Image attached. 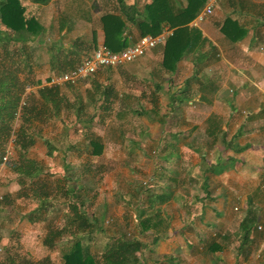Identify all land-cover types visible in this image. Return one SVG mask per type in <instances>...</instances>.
<instances>
[{
    "label": "crops",
    "instance_id": "1",
    "mask_svg": "<svg viewBox=\"0 0 264 264\" xmlns=\"http://www.w3.org/2000/svg\"><path fill=\"white\" fill-rule=\"evenodd\" d=\"M69 1H75L78 7L83 3L89 8L100 6L104 11L108 4L116 3L114 0ZM147 1L125 0L127 4L137 3V7ZM22 2L34 4L30 0ZM66 4L60 11L69 10ZM186 4L187 0H178L176 5ZM114 13L121 14L120 7ZM64 15L56 19V28L63 34L59 37L68 35L74 40L66 43L59 40V45L68 47L77 43L81 37L80 26L87 32L82 33L84 36H92L93 43V39L97 44L104 43L99 17L90 29L92 16ZM225 17L239 21L246 28L242 38L230 41L222 33L217 22ZM196 28L204 44L200 40L198 47L184 54L173 71L165 70L161 64L164 43L151 48L143 55L147 58L142 66L146 75L135 92L125 95L137 101V108L133 109L141 115L142 123L141 127L136 125L137 128L131 129L133 136L126 137L127 154L134 155L138 164L147 163L146 175L152 185L151 194L137 193L139 200L130 208V224L136 235L140 220L151 228L141 234L147 236L142 242L152 246L150 253L141 258L149 264H264V251L261 255L255 254L259 246H264V230H257L264 229V0H221ZM124 33H128L130 44L141 36L131 22L127 23ZM132 62L121 66L130 68ZM132 64L134 67L136 62ZM99 70L100 83L113 85L112 81H120L111 79L107 67ZM133 75L127 79H133ZM92 79L79 82L89 85ZM100 117L99 112L97 120ZM77 124L79 127L72 129L73 136L83 139V135H77L80 130ZM65 130L64 138H68L64 140L65 145L54 144L56 150L51 154V164L57 172H48L47 178L53 174L63 180L60 176L64 173L63 165L75 164L72 151L76 148L70 144L76 141L70 138V127L66 126ZM60 142L63 143L61 138ZM154 150L157 160L151 157ZM28 156L43 165V178L50 170L49 164L34 154L28 153ZM124 162L134 172L130 163ZM81 174L87 177L84 171ZM14 189H18L17 184ZM21 194L19 199L25 196ZM121 196L129 198L124 193ZM18 210L21 216L15 226L27 223L24 234L32 232L35 237L38 224L45 221L28 219L34 207L23 210L18 207ZM38 212V216L46 219L45 210ZM248 214L256 223L247 251L240 253L237 251L241 239L239 225ZM44 223L40 227L46 230ZM156 233L161 237L154 242Z\"/></svg>",
    "mask_w": 264,
    "mask_h": 264
},
{
    "label": "trees",
    "instance_id": "2",
    "mask_svg": "<svg viewBox=\"0 0 264 264\" xmlns=\"http://www.w3.org/2000/svg\"><path fill=\"white\" fill-rule=\"evenodd\" d=\"M30 1L36 4H44L49 0ZM114 1L119 5L121 14L107 11L100 15V23L104 31L103 42L112 51H119L130 44L128 33H124L128 22L137 27L141 36L156 35L164 25L173 28V33L165 40L162 51L161 64L168 71H173L176 63L184 54L193 51L194 46L198 47L200 40L201 44H204L199 30L195 26H190L189 23L201 11L206 0H187L186 5H176L178 0H149L141 7H137V3L127 4L125 0ZM29 12L27 5L23 4L22 0H0V163L7 150L18 152L22 157V164L18 162L16 167L10 168L12 173L16 174L15 182L18 189L22 185L25 189L23 192L27 191L25 192V196H27V193L29 194L33 190L38 191L37 188L40 187L41 192L35 198H31L35 202V206L34 210L27 215L30 221H35V219L46 221V219L43 220L38 216V210H45L48 215L53 210L50 207H54L57 203L62 206L60 208L62 217L64 216L62 227L54 228L52 224H46L47 231L43 239L44 245L50 249L56 244L59 246L62 264H139L142 258L141 251L144 250L142 248L145 244L136 236L127 235L125 231H120L112 236L109 235L99 254L90 251L87 246L82 244L84 237L90 239L94 232L103 233V227L96 221L95 216L88 215L83 207L80 208V203L86 204L88 198L83 199L81 196L77 204L73 202L74 198L79 199V194H81L79 191L80 184L77 183L76 177L65 173L64 178L68 180V184L62 193L65 198L59 200L56 199L57 197L55 198V195H50L52 187L42 185L45 184L42 179H35L41 178L44 167L39 161L28 156L29 149L39 136L33 131V123L35 121L45 123L52 119H59V111L64 106L69 109L75 108V121L80 124V130L76 133L80 136L83 135L82 142H74L70 144V147L76 149L83 147L86 153L97 156L101 154L104 146L100 136L92 130L96 124L93 121L98 119V111L90 114L87 110L84 112V104L81 100H77L75 103L68 101L66 96L61 93L60 88L62 86L39 87L36 93H33L32 96L29 95L30 97H27L21 104L25 87L30 84L37 85L39 81H34L29 75L20 79L7 71L9 70L7 65L14 66V69L18 70L20 67L17 60L22 66L23 62L26 61L23 56H25V50L28 51L27 47H30L31 44L40 43L39 38L48 31L40 23L38 16ZM217 25H220V30L230 41L242 38L247 31L239 21L230 17H225L223 21L217 22ZM93 40L97 44L96 39ZM54 48L61 51V49H65V46L63 43L60 45L58 43ZM73 53V50H70L65 52L62 58L56 57L58 58L56 65L52 63L53 67H57L56 71H67L81 63L82 60H78L77 63L76 59H70V55ZM27 56L32 58L31 54ZM16 57H20V59ZM24 65L30 67L27 62ZM109 68L112 67H107V69ZM27 71L32 72L30 68ZM92 78L93 81L91 80V82L95 88L93 90L91 87L93 91L88 90L87 103L97 109V103L102 100L98 105L99 110L102 109L101 115L107 113L104 116H110L112 104H114V87L110 83H100L98 79L94 80V76ZM35 94L38 96L36 97ZM79 109L83 110L86 115L85 118L79 116ZM117 115L119 118H123L125 113L119 111ZM61 122L65 124L63 120ZM66 126L64 127L66 128ZM42 141L47 148V154L51 155L53 150H56V146L45 137H42ZM9 159H13V156H8ZM4 163L6 162L4 161ZM70 165L65 163L63 169L70 171ZM47 176L49 173L45 174V177ZM37 181L43 183L38 185ZM145 187H148L145 192L151 194L152 185L149 186L148 184ZM21 192L5 190L0 195L1 205L13 206L16 200L23 196ZM65 204L70 205L68 206L70 210L64 207ZM143 223L145 222L139 221V232L141 233L151 229ZM255 223V218H251L249 214L241 220L239 225L241 239L237 246L238 252L247 251L248 241ZM160 237L156 233L153 241L156 242ZM65 243H67L65 246L61 245ZM5 249L7 250L5 254L8 256L0 261L1 264H53L48 256L34 261L15 250L11 253L8 248Z\"/></svg>",
    "mask_w": 264,
    "mask_h": 264
},
{
    "label": "rangeland",
    "instance_id": "3",
    "mask_svg": "<svg viewBox=\"0 0 264 264\" xmlns=\"http://www.w3.org/2000/svg\"><path fill=\"white\" fill-rule=\"evenodd\" d=\"M107 3L109 2L107 1ZM65 4L69 6V10L65 9L64 11H60L61 7H64ZM25 5H27L28 10L32 14L35 13L38 16L40 23L48 31H46L45 35L39 38L40 43L31 44L30 47L26 46L28 51L25 50V56H23L26 61H24L21 66L20 62L17 60V63L19 64L18 66L20 67L18 70H15L14 66L7 65V68L9 69L7 71L19 77L20 79H24L26 78V75H29L30 77H32V79H34V81H39V83L43 82L44 79L47 78V76L58 72L56 71L57 67H53L52 63H55L56 65V62L58 61L57 59L62 58L65 52L73 50V52L75 53L70 55V59H76L78 63V60H82L83 58L91 55L94 48L98 45L93 43V41L91 40L92 36H90L89 38H87L86 35L84 36V34H87V32L83 31V26H80V30H78V33L81 34V37L79 39L80 42L77 41V43L75 42L69 47L64 45L65 49L63 48L61 49V51L55 49L54 46L58 44L59 40L65 43L74 40L73 36L64 35L59 37L63 34H60L56 28L57 16H65L64 14H69L71 16H92L93 23H90L91 29L93 28L94 21H98V17L100 18V15L102 13L106 11L116 12V10L118 11L119 9V5L117 3H114V5L108 4L106 6V10L104 11L100 10V6L97 7L93 5L92 8H89L86 3H83L82 7H78L75 1L71 3V1L69 0H59V2L57 3L49 0L43 5L35 3ZM86 12H89V15H86ZM83 21L86 22L85 20ZM30 54L32 58L30 56H27ZM17 59H20V57H18ZM146 59L147 58L143 56L136 59L135 61H133L134 63L136 62L134 67L132 62L130 64V68L119 66L114 68V70H109L110 68L108 69L109 71H107V74L111 77V79L115 78L119 79L120 81L117 83H115V81H112V86L115 90L113 92L114 109L111 111L112 115L110 114V116L108 115L106 117L104 115H106L107 113H104L103 115H101L99 120L93 121L94 123H100L94 124V128H92V130L95 134H98V136H100V139L102 140L104 146L103 151L100 155L97 156H91L90 154L84 152L82 148L72 151L75 164L70 165V171H66L63 169L64 173H62H68L72 177H76L77 183L80 184L79 191L81 194H79V199L75 197L73 202L77 204L78 200L81 199V196H83L84 199L90 197V200L86 199L87 204H84L83 202L80 203V208L83 207L88 215L95 216L96 221L103 227V233L94 232L91 235L90 239L84 237L82 244L85 245V247L87 246L90 251L98 254L101 252L100 249L107 242L108 236L115 235L120 231H125L129 236H136L141 242L142 240H147V236L141 235V232L136 235L135 230L130 224V208H133L139 200V195H137V192L142 190V193L145 195V189L148 188L145 186H147L148 184L150 186L151 181L148 180V176L146 175V173H148L147 163L138 164L134 155L127 154V152L129 151L127 149L129 144L127 143L126 139L130 138L131 135L133 136V132L131 129L137 128L136 125L138 127H141L142 123L140 121L141 115L139 116L132 111L135 110L133 109L134 107L137 108V101L132 99V97H130L129 99L125 96L126 94L137 90L136 88L140 85L141 78H144V75H146L145 68L142 69V66H145L144 64H146ZM26 62L30 64V67H26L24 65ZM139 64L141 65L140 69H138ZM29 68L32 70V72L27 71ZM98 73H101V70H98L96 73L89 76V78H92L94 76V80H97V76H99ZM131 73L135 74L131 77L133 79H127L130 78ZM89 83V85L87 82H78L72 85H64L60 88V90L61 93H63L66 96L67 100L70 102L75 103L77 102V100H81L84 104V112L85 110H87L91 114L98 111L97 113L100 112L102 114V109L99 110L100 107L98 106L102 100L97 103V109H94L93 105L87 103L86 98L89 95L90 89L92 90L93 88V83L91 81ZM36 92L37 91H33L29 95L32 96V94ZM29 95L26 94L25 96L29 98ZM35 96L37 97L38 95L35 94ZM119 111H123L125 113L123 118L118 117L117 113ZM74 112L75 108L69 109L64 106L59 111V119H52L45 123H40L38 121H35L33 123V131H35V133H37L39 136H37L36 145H33L28 153L29 155L34 154V157L37 159L46 160L45 162L49 164L50 170H47L44 174H47L48 172L54 174L57 172V170L55 169L56 166H54V168L51 164L53 161L51 155H48L46 152L47 148L45 149V144L42 141V137L49 139L53 145H65L64 140H67L68 138H64L66 136V130L64 126L67 125L70 127V138L75 139H72V141L82 142V138L75 137L72 133V129L75 130L76 127H79V125L75 121ZM84 112L83 110L79 109L78 114L81 118L86 117ZM61 120H63L65 124L62 123ZM101 122H104L105 124L102 125ZM60 138L62 139L63 143L60 142ZM154 152L155 150L151 152V157L154 160H157V151L155 153ZM11 155L13 156V159L8 160L7 158V160L5 161L6 163H4V160H1L0 163V195L5 192V190H9L12 192L17 191L18 193L25 190L22 185L21 187H19V189H14V187L16 186V174L12 173L10 168L12 166L16 167L18 162L22 164L23 160L18 152H10L8 156ZM124 161H128L130 163L129 166L133 167L134 172L130 171V168L124 164ZM83 171L84 174H86L85 176H87L88 178L82 176L81 172ZM53 174L51 178H47L45 176L43 178H35L38 180L42 179L45 184H42L43 182L40 181H37L36 183L38 185H48L49 188L52 187L53 191L50 193V195H55V198L57 197L56 199L58 200L63 199L65 198V196L62 195V193L65 189L66 184H68V180H66L64 178V175H62L61 173L60 176H63V180H60ZM80 176L81 178L79 179ZM121 178L124 179L121 180ZM125 179H130V181ZM59 181L61 187H58ZM37 190L38 191L33 190L29 194L27 193V196H24L21 199L18 198L13 206H3L0 203V261L5 259L1 256L7 253V250L5 248H8L11 253L15 250L19 252V254L34 261L40 259L41 257L48 256L53 264H62L59 246L56 244L55 247L50 249L43 243V239L47 229L45 230L40 226H43L44 222L38 224L40 226H37L36 231H34L35 237L32 232L30 234H24V232L26 233L28 229V227L26 228L27 223H23L22 225H20V227L15 226L16 223L19 222L18 220L21 216L18 207L22 210L26 209L27 207H34L35 202L31 200V198H35V196L41 192L40 187H38ZM122 193H124L126 197H129L128 199L122 198L121 201L123 202H121L119 199ZM69 204L64 205V207H66L68 210H70V207H68L70 206ZM61 207L62 206L59 204L53 207V212L49 213L46 216L47 218L44 224L51 223L54 228H61L64 223V216L62 217V213L60 212ZM122 218L125 219L123 220ZM257 230L262 232L264 229L261 228ZM66 244L67 243L61 245L65 246ZM149 248L150 246L145 243V246L142 248L144 250L141 251V257L143 255L142 258L150 253L152 246L150 249ZM263 251L264 246H259L258 251L255 252V254L257 253L261 255ZM25 254H30L31 256L27 257ZM142 261H139V264H149L148 261Z\"/></svg>",
    "mask_w": 264,
    "mask_h": 264
},
{
    "label": "built area",
    "instance_id": "4",
    "mask_svg": "<svg viewBox=\"0 0 264 264\" xmlns=\"http://www.w3.org/2000/svg\"><path fill=\"white\" fill-rule=\"evenodd\" d=\"M221 0H206L201 11L191 20L190 26H198L207 17H209L215 8V6ZM173 28L165 25L162 30L156 35H144L140 36L134 43L126 46L119 51L110 50L104 43H99L91 55L84 58L81 63L76 65L74 68L67 71H61L58 73H53L43 82L37 85H27L25 91L22 94L21 104L24 103L27 96L26 94H31L36 91L37 88L41 87H55L63 86L65 84H76L82 79L88 78V76L97 72L100 68L104 67H117L125 63L136 60L137 58L146 54L148 50L157 46L158 44H163L165 40L172 35ZM10 150H7L2 160L6 161ZM1 228V222H0ZM1 238V235H0Z\"/></svg>",
    "mask_w": 264,
    "mask_h": 264
}]
</instances>
